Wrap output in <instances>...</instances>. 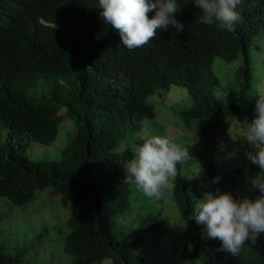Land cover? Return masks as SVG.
Masks as SVG:
<instances>
[{
  "label": "trees",
  "instance_id": "obj_1",
  "mask_svg": "<svg viewBox=\"0 0 264 264\" xmlns=\"http://www.w3.org/2000/svg\"><path fill=\"white\" fill-rule=\"evenodd\" d=\"M177 4L175 18L183 31L158 29L147 44L129 50L119 31L99 16L98 0H0V196L24 204L46 187L59 194L68 206L63 246L68 264H101L105 259L145 264L138 248L145 232L157 228L158 217L137 215L120 233L119 220L131 207L124 169L133 152L115 147L126 133L138 131L144 118L154 116L148 96L170 87L185 89L191 106L179 116L186 126L200 120L199 136L212 135L228 115L249 123L254 118L261 93L252 85L249 51L264 34V0H242L236 9L242 20L232 32L199 23L202 13L194 0ZM239 55L243 63L219 99L213 60L230 62ZM38 80L48 83L47 101L27 97ZM62 109L74 118L75 130L60 158L28 159L24 152L30 141L46 145L55 140ZM198 158L205 179L212 180V193L219 189L238 198L241 168L220 173L214 159L204 154ZM184 165H177L172 194L167 193L185 224L180 259L172 263L264 264V233L255 243L246 240L235 256L206 251V246L222 242L202 237L193 207L206 189L182 173ZM251 170L256 175L261 171L252 163ZM259 196L256 191L250 200ZM22 256L20 249L5 252L0 246V264H24Z\"/></svg>",
  "mask_w": 264,
  "mask_h": 264
},
{
  "label": "rangeland",
  "instance_id": "obj_2",
  "mask_svg": "<svg viewBox=\"0 0 264 264\" xmlns=\"http://www.w3.org/2000/svg\"><path fill=\"white\" fill-rule=\"evenodd\" d=\"M249 60L253 88L264 94V34L254 39L249 51ZM242 63V55L230 62L220 57L214 58L212 70L219 80L217 98H223L226 89L234 82L235 71ZM48 89L46 81L38 80L35 87L28 90L27 97L35 102L47 101L50 99ZM145 101L153 107L154 116L144 118L138 131L126 133L117 143L115 147L117 151L128 147L132 150L133 146L141 144L145 130L149 135L166 136L180 146H188L189 159L185 161L182 173L204 187L205 192L212 193L214 186L211 179H205V174L201 170V160L198 158L200 154L214 159L220 173L241 168L243 177L238 198L250 199L254 196L258 189L253 187L252 181L261 171L258 175L252 172L247 152L243 150L245 148L248 151V148H252L243 138L248 121H240L228 115L218 121L212 135L199 136L196 128L200 120H193L190 126H186L179 116L180 111L191 106L185 89L170 87L166 93L156 91ZM59 114L62 115V121L55 140L46 145L30 141L24 152L28 159L60 158L61 150L73 136L75 126L74 118L66 116L65 109L60 110ZM226 123L228 126L225 127ZM1 131L2 134L6 133L5 128ZM124 174L126 175L125 169ZM129 187L132 190L131 207L119 220L120 233L126 232L123 224H132V218H136L137 215L146 213L156 215L158 226L145 232V239L138 248V253L143 256L145 264H174L173 260L180 259L179 243L185 227L178 208L170 201L167 193L161 200L153 202L137 192L134 185L129 184ZM50 189L46 187L39 191L33 199L24 204H14L0 196V246L5 252L22 250L24 264L69 263L70 256L63 250L68 206L60 201L59 194L55 195ZM205 249L212 256L218 251H225L217 250L213 246H206ZM101 264L112 263L110 259H105Z\"/></svg>",
  "mask_w": 264,
  "mask_h": 264
},
{
  "label": "clouds",
  "instance_id": "obj_3",
  "mask_svg": "<svg viewBox=\"0 0 264 264\" xmlns=\"http://www.w3.org/2000/svg\"><path fill=\"white\" fill-rule=\"evenodd\" d=\"M98 3L99 16L119 31L122 45L129 50L147 44L158 29L168 31L171 26L177 32L184 30V25L175 18L180 10L177 0H98ZM241 4L242 0H194L202 13L199 23L215 24L227 32L234 31L242 20L236 10ZM149 13H154L152 18ZM243 138L252 147L248 159L261 170L252 181L260 196L254 201L247 197L234 198L216 189L215 194L205 192L193 207V218L203 226L202 237L220 240L221 248H214L234 256L246 240L255 243L264 233V94L259 95L254 118L246 124ZM142 140L132 148L133 156L125 165L124 183L134 185L145 198L157 202L165 193L171 196L177 165L189 159L188 151L166 136L149 135L147 130Z\"/></svg>",
  "mask_w": 264,
  "mask_h": 264
}]
</instances>
